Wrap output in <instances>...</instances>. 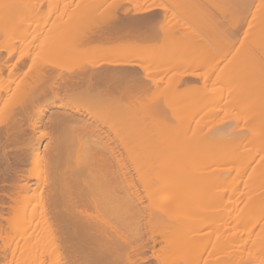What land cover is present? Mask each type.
Returning <instances> with one entry per match:
<instances>
[{
    "label": "bare ground",
    "instance_id": "bare-ground-1",
    "mask_svg": "<svg viewBox=\"0 0 264 264\" xmlns=\"http://www.w3.org/2000/svg\"><path fill=\"white\" fill-rule=\"evenodd\" d=\"M96 1L87 5L92 11L72 8L68 15L67 4L51 8L49 0L46 15L47 0H0L1 258L5 264H114L121 256L115 264L126 258L130 263H122L135 264L143 247L153 246L144 240L149 232L155 250L176 239L165 240L169 245L161 244L158 254L153 249L158 264H264V0H173L196 31L174 12L153 38L146 27H155L156 17L145 13L155 7L123 10V16L117 8L101 14L107 17L104 26L98 23L102 29L95 26L99 32H86L99 16ZM134 27L148 29L136 28L137 36L150 31V39L139 36L146 44L162 40L164 47L152 51L168 65L205 68L193 71L199 83L187 85L195 97L184 103L194 101L180 102L187 96L181 85L191 80L183 71L174 73L175 81L169 77L166 92L154 93L163 79L152 80L153 71L131 60L144 52L154 60L153 46L128 38ZM119 32L131 42L114 51L108 41L116 42ZM224 60L227 72L219 71L222 84L214 85ZM145 78L153 84L140 85V95L127 83L117 90L120 80L135 86ZM55 106L66 113L53 117L52 133L44 124ZM25 128L33 133L28 141L21 140ZM12 147L19 151L13 158ZM130 252L137 253L134 260Z\"/></svg>",
    "mask_w": 264,
    "mask_h": 264
},
{
    "label": "rangeland",
    "instance_id": "rangeland-1",
    "mask_svg": "<svg viewBox=\"0 0 264 264\" xmlns=\"http://www.w3.org/2000/svg\"><path fill=\"white\" fill-rule=\"evenodd\" d=\"M58 1L61 2L60 0H56V1L53 0V3H52V4H53L54 7L52 6L51 8H57L58 6H60V8H61L63 5L67 4L66 6H67V8H68V7H69V8H68V10H67V8H66V9H65V12H66V14H68V12H69L68 15H71L72 13H75L76 11H78V13H79L81 10L83 11V8H85V9L87 10V9H89L88 6L90 7V5L93 4V3H94V4H97V3H98L97 1L101 2V5L99 6L100 9L98 8V5H97L96 9H93V10H94L93 12H95V14H94V13H93V14H94V15L97 14V15H99V16L97 17V20H95V19H96V18H95V19H93V22L91 21V22L94 23V24L91 25V23H90V25H91L90 27L87 25L89 28H88V27L86 28V27L84 26L86 32H87L90 28H94V29H92V30H94V32H96V31L99 32V30H97V29H98V26H100V29H102L101 25L104 26V19H106V17H107V16H104V17H103L104 14H106V15L109 14V15H110V14L112 13V15H114V14H117V11H118L119 16H123V13H124L125 10H129V11H130L131 9H133V10H132V12H133L134 10H136L137 8H140V7H142V8H151V9H152L153 7H155V9L153 8L152 11H150V13H149V12H148V13H145L146 15H154V16L156 17V20H155V22H154L153 24H155V23L157 24V23H158L157 25L155 24V25H154L155 27H153V28H152V27L149 28L150 26H153V25H149V27H148V26L146 27V28H148L149 30L152 29L151 33H150V31H148V32L152 35V38H153V36H154V35L152 34V32H153L154 30H155V32H158V31L160 32V30L162 31V29H160V27H162L163 25L161 26L160 24L163 23L162 21L164 20L165 16H168V15H170L171 13L173 14V13L175 12V14H177L179 20H180L181 22L184 23V24L182 23L184 26H185V24H189V25H191V26H192V24H193L191 21H190V22H191L192 24L189 22V19L186 20V18H187L186 16H185V17H186V18H185L184 15H183V17H182L183 19L181 18L182 15L180 16L179 11H177L178 8L176 7V4H175V2H174L173 0H171V2H174L173 4H175V6L170 2V0H167V2H166V0H137V1H136V0H131L130 2H129V0H116V1H119V2H117V3H116V1H114V0H108V1H107V0H106V1H104V0H97V1H96L97 3H95V0H94V1H93V0H91V1H90V0H86V1L88 2V4H87V2L85 3V1H83V0H81V1H80V0H75V2H73L74 0H73V1H72V0H62V3H59ZM64 1H65V2H64ZM71 1H72V2H71ZM113 1H114V3H113ZM120 1H121L122 3L125 1L126 4H124V3L121 4ZM133 1H134V2H133ZM148 1H149V2H148ZM158 1H160V2H158ZM164 1H165V2H164ZM168 1H169V2H168ZM48 2H49V0H47V2H46L47 4H45V6L43 7L44 9L42 8L44 11L41 10V13H42V14H46V15H47V13H49V12L51 11V9L49 8V7H50L49 3L51 4L52 0H50L49 3H48ZM69 2H70V3H69ZM79 2H81V3H79ZM90 2H91V3H90ZM127 2H128V3H127ZM147 2H148V3H147ZM152 2H155V4H154V3L152 4ZM64 3H65V4H64ZM77 3H78V4H77ZM105 3H107V4H105ZM109 3H113V4L116 3V4H115V5H112V4H109ZM130 3H132V4H130ZM150 3L152 4V6L150 5ZM158 3H160V5H161L162 7H161ZM52 4H51V5H52ZM60 4H61V5H60ZM69 4H71V5H69ZM79 4H80V5H79ZM84 4L86 5L87 8L84 6ZM99 4H100V3H99ZM118 4H120V5H119V6H116V5H118ZM127 4H128V5H127ZM134 4H135V5H134ZM142 4H143V5H142ZM144 4H145V5H144ZM157 4L159 5V8H158V5H157ZM46 5H48V6H46ZM56 5H57V6H56ZM73 5H74V6H73ZM87 5H88V6H87ZM105 5H108V6H105ZM140 5H141V6H140ZM156 5H157V7H156ZM102 6H105V7H102ZM109 6H111V8H110ZM114 6H115V8H113ZM121 6L123 7V9H122ZM130 6H131V7H130ZM135 6H136V7H135ZM147 6H149V7H147ZM172 6H174V7H172ZM177 6H178V5H177ZM108 7H109V8H108ZM124 7H125V8H124ZM163 7H164V9L166 8V9H165L166 11L163 9ZM167 7H169V8H168L169 10H167ZM175 7H176V8H175ZM46 8H47V9L49 8L50 11H49V12H47L48 10L45 11ZM72 8H73L74 10H76V11H73ZM103 8H104V10H103ZM105 8H106V9L108 8V9L106 10ZM117 8H118V9H117ZM119 8H121V9H120V10H121V13L119 12ZM161 8H162V10H161ZM173 8H175L176 10H173ZM85 9H84V11H85ZM116 9H117V11H116ZM170 9H171V11H170ZM179 9H180V8H179ZM79 10H80V11H79ZM89 10H90V9H89ZM97 10H98V11H97ZM99 10H100V11H99ZM109 10H110V13L108 12ZM123 10H124V11H123ZM154 10H155V11H154ZM90 11H92V9H91ZM102 11H103V12H102ZM106 11H107V13H105ZM164 11H165V12H164ZM168 11H169V13H168ZM176 11H177L178 13H176ZM180 11H181V10H180ZM46 12H47V13H46ZM70 12H72V13H70ZM122 12H123V13H122ZM152 12H153V13H152ZM166 12H167V13H166ZM98 13H99V14H98ZM158 13H159V14H158ZM101 14H103V15H101ZM162 14H163L164 16H163ZM166 14H168V15H166ZM172 14H171V16H172ZM178 14H179V15H178ZM181 14H183V13L181 12ZM143 15H144V14H143ZM161 15H162V16H161ZM42 16H43V15H42ZM137 16H140V15H137ZM141 16H142V15H141ZM179 16H180V17H179ZM158 17H159V18H158ZM178 18H177V19H178ZM184 18H185V19H184ZM98 19H99V20H98ZM157 19H158V21H157ZM159 19H160V21H159ZM181 19H182V20H181ZM95 21H96V22H95ZM180 21H179V22H180ZM99 22L101 23V25H99V24H100ZM161 22H162V23H161ZM173 22H175V21H173ZM98 23H99V24H98ZM193 25H194V24H193ZM95 26L97 27V29H96ZM156 26H157V27H156ZM158 26H159V29H158ZM180 26H182V25H180ZM186 26H187V25H186ZM191 26H190L189 28H191V29L193 28L192 30H194L195 25H194V27H193V26L191 27ZM247 26H248V25H247ZM187 27H188V26H187ZM136 28H137V29L140 28L139 30H141V31L144 29V30H143L144 32H146L145 30H148V29H146V28H142V29H141V27H139V28L136 27ZM136 28L134 27L133 30H132V31H133V32H132L133 36H132V35H129V36H131V37L128 36V38H130L131 41H132V39L134 40V39L137 38L138 41H141V42H139L140 46L142 45L141 47H144V46H145V47H150V49H151V46H153L152 44H153L154 42H156V41L152 39V40H153V43H152V41H151V42H148L147 40H149V39L151 38V36H150V38H149V34H148V32H147V33H144V32L139 31L140 34L142 35V33H143V35H144L145 37H146L145 34H148V37H147V38H149V39L145 40V41H147V44H146V42H144V41H143V42H144V43H143L142 40H139V38L141 37V35H139L140 37L137 36V33H138V32H137V33L135 32V34H134V31L137 30ZM154 28H155V29H154ZM182 28H183V27H182ZM184 28H186V27H184ZM189 28H186V29H189ZM86 29H87V30H86ZM135 29H136V30H135ZM157 29H158V31H156ZM191 29H190V30H191ZM195 29H196V28H195ZM95 30H96V31H95ZM130 30H131V29H130ZM192 30H191V31H192ZM246 30H247V27L244 29V31H246ZM85 31H84V32H85ZM181 31H183V30L181 29ZM194 31H196V30H194ZM98 32H97V33H98ZM124 32H125V31H124ZM155 32H154V33H155ZM112 33H114V32H112ZM112 33H111V34H112ZM121 33H122L123 36L121 35ZM121 33L119 32L120 35H117V33H116V35H115V34H112V35H111V36L115 35V38H117V37L119 36V37L116 39V42H115V40H112L113 38H110V39L112 40V42H109V41H108V44H113L112 46H115L116 50H114V51H117V50H118L117 48H118L119 46L117 47V45H121V44H123L122 42H123L124 40H126V42H127V41L131 42L130 40H127L128 38H125V39H124V37H125L126 34L124 35L123 32H121ZM138 34H139V33H138ZM155 34H156V33H155ZM160 34H161V33H160ZM160 34H159V35H160ZM143 35H142V36H143ZM162 35H163V34H162ZM162 35H161V36H162ZM134 36H137V37L135 38ZM156 36H157V37H160V36H158L157 34H156ZM113 37H114V36H113ZM121 37H122V38H121ZM70 38H71V37H70ZM70 38H69V39H70ZM119 38H120L121 40H119ZM143 38H144V37H141L140 39H143ZM155 38H156V37H154V39H155ZM122 39H123V40H122ZM158 39H159V38H158ZM158 39H157V43H156L157 45L155 44V46H153L152 49H151L150 51H152L155 47L157 48V46H159V47L161 46V45H159V44L161 43L162 40L158 41ZM160 39H161V37H160ZM162 39H163V37H162ZM111 40H110V41H111ZM118 40H119V41H118ZM73 41H75V38H74V40H73V38H72V42H73ZM134 41H136V40H134ZM134 41H132V42H134ZM75 42H77V41H75ZM75 42H74V43H75ZM79 42H80V41H78V43H79ZM113 42H114V43H113ZM124 42H125V41H124ZM129 42H127V43H129ZM135 43H136V42H135ZM141 43H143V44H141ZM158 43H159V44H158ZM132 44H133V43H132ZM132 44H131V45H132ZM161 44H162V43H161ZM126 45H128V44H126ZM134 45H135V44H134ZM147 45H148V46H147ZM107 46H108V45H107ZM112 46L109 45V48L112 47ZM122 46H123V45H121V47H122ZM124 46H125V44H124ZM138 46H139V45H138ZM138 46H137V43H136V45L133 46V47H138ZM121 47H119V49H120ZM145 47H144V48H145ZM159 47H158V48H159ZM161 47H164L163 44H162ZM161 47H160V48H161ZM156 48H155V49H156ZM160 48H159V49H160ZM113 49H114V48H113ZM159 49H156V50H159ZM110 50H111V48H110ZM111 51H112V50H111ZM144 51H145V50H143V52H144ZM153 51H155V50H153ZM153 51H152V52H153ZM155 52H156V51H155ZM155 52L152 53V56L154 57V58L152 57V59H154V60L157 59V58L159 57V56L155 57V56H156V55H155V54H156ZM132 54L134 55V54H136V52H132ZM132 54H131V55H132ZM142 54H143V55L138 54L137 56H138V57L140 56L139 58H141V59H143V60H145V58L148 59V57H145V56H148V54H147L146 52H144V53H142ZM150 54H151V52L149 53V57H150L149 60L151 59ZM134 56H135V55H134ZM134 56H133L134 59L131 58V60H135V61H133L134 63H136V62H137V63H141V65L143 66V68L146 67V68L149 69V70H148V69H147V70L144 69V72H145V71H149V72H150V71H153V72H156V71H157L156 74H155V73L153 74V72H152V74H150V75L152 76L151 78H152V80H153V77H154V81H156V79H157V80L159 79L160 82L162 81V80H160V79L162 78V79H163V81H162L163 84H162V83H159V84L157 83L158 85H157V84H153V83H152L153 81H151V80H147L146 78H145V80H147V81L143 80L142 82H140L141 84H140L139 82L136 83V84L139 85V86H137L136 84H135V86H133V85H132L133 83L131 82V79H130V80L128 79V81H127V80L125 81V79L120 80L119 82H122V83H119V82H118V83L121 84V86H120L119 84H117V81H118L119 79H118L117 81H115L116 83H114V82L111 81V82L113 83V84L111 83L112 85H114V84L119 85V86L117 87V90H118V89H119V90L122 89V90L124 91V89L128 88V86H129V88L131 87L130 89H134V87H135L136 89H140V88H141L140 85H142L143 83H144V84H147V83H150V82H151V83L149 84L150 86L147 84L148 87H151V84H153V85H154V86H153V87H154V93H155V94H158V93H159L160 91H162V90L165 91V90L167 89V87L169 86V84H170V83L168 84V81H170V80H169V79H170L169 77H171V79H173V76L175 75L174 73L177 72L176 74H180L179 72H182V71H183V72H184L186 75H188V76L186 77V76H185L184 74H182V73H181V76H185L186 78H184V79H185L186 81H188L187 78H188V79H189V78L191 79V80H189L188 82H185V80L182 78L183 81H181V82H182V83L185 82L186 84H184V86L181 85L182 83L180 84L181 87H182V89H183V91H184V94H187V96H183V94L181 93L182 96H183V100H181L182 96L179 95V94H180L179 92H180V89H181V88L179 87V88H180V89H179V92H177V90H175L176 88H175L174 90H175V93H179L178 95H179L180 97H178L177 99H179V101L181 100L180 102L183 101V103H184V101L187 100V98L185 99L184 97H188L189 94H191L192 97H193V94H192V93H194V92L192 91V90H194V88H192V90H191V89H190L191 87L188 88L187 85H190V82H191V85H193L192 83L195 84V83H196V80H197V83H199V80H198L199 78H198L197 76H196V77H193V76L196 75V73H197V74H198L199 72L201 73V71H203V70L205 69V68L198 67V69L196 70V68H197V67H196V68H194V70H193V67H192V66H189V67H188V66H185V64H183V66H181V67H180V66H178V67H174L175 64L172 66V64H169V65H168L169 62H166L167 64L165 63V61H167L168 59H167V60L164 59V62H163L162 60H160V57H159V59H157V60H159L160 62L162 61V63H164V65L161 63L160 65H162V66H160L158 63H155L154 60H153L152 62H150V61H148V60H145L146 63H144L142 60H141L142 62H141L140 60H138V59H139L138 57H134ZM142 56L145 57V58H143ZM77 57H78V56H77ZM79 57H80V56H79ZM79 57H78V59H79ZM85 57H86V56L83 57L84 59L80 57V59H81V60L83 59V61H84L85 59H87V58H85ZM128 57H129V56H128ZM90 58H91V56H90L88 59H90ZM92 58H93V56H92ZM92 58H91V60H92ZM135 58H136V59H135ZM88 59H87V61H88ZM91 60H90V61H91ZM93 60H94V59H93ZM157 60H155V61H157ZM85 61H86V60H85ZM227 61H228V60H224V61H222V62L219 64V66H221L222 69H221L220 67H218V68L216 69V71H215L216 74L214 73V75H217V77L213 76V79L216 80V81L214 80V82H213L214 85H216L215 82H217L218 85H221V84H222L221 82L223 81V79H222V81L220 80L221 78L218 79V75L221 74V72H222L223 70H224L225 72H227V71L225 70V69H227V68H225V67H228V66L225 64V63H227ZM149 62H150V63H149ZM153 62L156 64V66L154 65ZM223 62H224V63H223ZM147 63H148V65L146 66ZM151 64H153L155 68H154V67H151ZM224 64H225L226 66H225ZM157 65H159V67H158ZM163 66H164V67H163ZM176 66H177V65H176ZM149 67H150V68H149ZM167 67H168V68H167ZM173 67H174V68H173ZM186 67H187V68H190V69H187ZM180 68H182V69H180ZM199 68H200V69H199ZM223 68H225V69H223ZM129 69H130V68H129ZM138 69H140V68H138ZM138 69L136 68V70H138ZM158 69H159V70H158ZM162 69H163V70L165 69L164 72H162V71H163ZM167 69H169V70H167ZM219 69H221V70H219ZM161 70H162V71H161ZM166 70H167V71H166ZM176 70H177V71H176ZM184 70H185V71H184ZM186 70H187V72H186ZM217 70H218V71H217ZM138 71H139V74H141L140 72H141L142 70L140 69V70H138ZM138 71H137L136 73H138ZM165 71H166V72H165ZM193 71L195 72V74H194ZM219 71H221V72L219 73ZM142 72H143V71H142ZM158 72H159V74H158ZM167 72H168V73H167ZM188 72H189V73H188ZM190 72H191L192 75L190 74ZM203 72H204V71H203ZM145 73H146V72H145ZM187 73H188V74H187ZM139 74H138V75H139ZM142 74H143V76H138V77H140V79H141V77H142V79H144L143 77H145V76H144V73H142ZM142 74H141V75H142ZM172 74H173V75H172ZM193 74H194V75H193ZM201 74H202V73H201ZM203 74H204V73H203ZM226 74H227V73H226ZM145 75H146V74H145ZM150 75H149V76H150ZM156 75H157V76H156ZM168 75H169V76H168ZM190 75H191V76H190ZM179 76H180V75H179ZM181 76H180V77H181ZM198 76H199V75H198ZM221 76H222V75H221ZM119 77H121V79H122L124 76H123V75H122V76L119 75ZM163 77H164V78H163ZM176 77H178V76L176 75ZM176 77L174 76V78H175L174 81L177 79ZM180 77H179V78H180ZM192 77H193V78H192ZM223 77H225V76H223ZM196 78H197V79H196ZM167 80H168V81H167ZM178 80H180V79H178ZM129 81H130V84H129ZM149 81H150V82H149ZM159 81H158V82H159ZM166 81H167V82H166ZM194 81H195V82H194ZM218 81H219V82L221 81L220 84H219ZM109 82H110V81H109ZM109 82H108V86H109ZM135 82H137V81L134 80V83H135ZM145 82H147V83H145ZM156 82H157V81H156ZM164 82H165V84H164ZM171 82H172V80H171ZM176 82H177V81H176ZM126 83H127L128 85H127ZM174 83H175V82H174ZM179 83H180V82H179ZM187 83H189V84H187ZM144 84H143V86H144ZM171 84H172V83H171ZM117 85H115V86H117ZM126 85H127V87L125 88L124 86H126ZM130 85H131V86H130ZM196 85H197V84H196ZM110 86H111V85H110ZM145 86H146V85H145ZM145 86H144V87H145ZM171 86L173 87V85H171ZM111 87H112V86H111ZM121 87H122V88H121ZM123 87H124V88H123ZM132 87H133V88H132ZM139 87H140V88H139ZM155 87H156V88H155ZM159 87H160L162 90H159V89H160ZM193 87H194V86H193ZM145 88L147 89V87H145ZM143 89H144V88H143ZM146 89H145V90H146ZM156 89H157L158 91H157ZM169 89L171 90V87H170ZM182 89H181V90H182ZM189 89H190V90H189ZM141 90H142V89H140L139 95H140V93L142 94ZM145 90H143V91H145ZM148 90H149V89H148ZM148 90H147V91H148ZM151 90H152V89H151ZM151 90H150V91H151ZM155 90H156L158 93H156ZM167 90H168V89H167ZM134 91H135V90H134ZM138 91H139V90H138ZM138 91L136 90L137 93H138ZM172 91H173V90H172ZM172 91H170V92H172ZM187 91H189V92L192 91V93H191V92L189 93V92H187ZM119 92H120V91H119ZM121 92H122V91H121ZM165 92H166V91H165ZM154 93H153V91H152V94H154ZM167 93H168V91H167ZM173 93H174V92H173ZM149 94H151V93H149ZM144 95H145V94H144ZM144 95H143V96H144ZM176 95H177V94H176ZM143 96H142V97H143ZM145 96H146V95H145ZM175 97H177V96H175ZM175 97H174V99H175ZM189 97H191V96L189 95ZM194 97H195V96H194ZM194 97L191 98V99H194ZM188 99H190V98H188ZM175 100H176V99H175ZM175 100H174V101H175ZM188 101H189V102L186 101L184 104H183V103H182V104H183L184 106H186L188 103H190V101H194V100H188ZM175 102H176V101H175ZM177 109H178V108H177ZM51 112H53V113H51ZM60 112H61V114H60ZM65 113H66V111H63V110H61V109H58V108H56V106H55V107H50V108H48V112L46 113L45 124H44L45 126H46V124H47L46 127L49 128V130H48V128H47V130L53 133V131H54V129H53V127H52V123H53V122H51V120H52L53 117H55L56 115H59V116H60V115H62V114L64 115ZM68 113H69V112H68ZM63 115H62V116H63ZM50 116H51V117H50ZM50 118H51V119H50ZM47 119H48V120H47ZM46 121H47V122H46ZM50 122H51V127H49V126H50ZM48 124H49V125H48ZM46 127H45V129H46ZM26 129H27L28 131H25V132H27L29 135L26 133L28 136H27L26 134L24 135V137L22 136L23 139H21V140H23V141H24L25 139H27V140H25V141H28V139H30L31 135H32V137H33V133H30L31 131L29 130V128H25V130H26ZM52 130H53V131H52ZM118 130H119V131H118ZM29 131H30V132H29ZM55 131H56V130H55ZM55 131H54V132H55ZM117 131H118V132L121 131L120 133H122V129L120 130V129L118 128ZM123 131H124V130H123ZM112 133H113V132H110L111 136L114 137L115 134L113 135ZM124 133H125V131L122 133V135H124ZM30 134H31V135H30ZM119 135H120V134H119ZM29 136H30V137H29ZM120 136H121V135H120ZM27 137H28V138H27ZM23 141H21L20 143H24ZM48 142H49V139H46V140L43 141V144H42V155H44V153H45L44 148H45V145H46ZM20 143L18 144L19 146L17 145L18 150H20V148L22 147V146H21L22 144L20 145ZM20 146H21V147H20ZM13 148H14V149H13ZM10 149H11V148H9V150H10ZM9 150H8V151H9ZM11 150L14 151V152H9V157L13 158V157L16 155L15 152H17V151H15V150H16L15 147H12ZM136 151H137V150H136ZM136 151H134V153H135ZM18 152H19V151H18ZM18 152H17V153H18ZM10 153H11V154H10ZM18 154H19V153H18ZM137 154H138V153H136V155H137ZM12 156H13V157H12ZM11 158H10V160H11ZM31 164H32V160H30L29 163H28V165L26 166L27 171L33 169V166L31 167ZM29 165H30V166H29ZM32 165H33V164H32ZM4 166H5V165H4ZM4 166H1V167H0V171H3V167H4ZM1 168H2V169H1ZM26 168H25V169H26ZM30 168H31V169H30ZM4 169H6V167H4ZM151 178H152V177H151ZM149 180H151V179L149 178ZM1 182H2V181H1ZM1 182H0V183H1ZM0 185H2V184H0ZM1 188H3V187H1ZM44 190H45V191H44ZM48 191H49L48 187H45L44 189H42V191H40L39 194H40V195L43 194V196H45V195L47 194ZM38 192H39V190H38ZM43 192H44V193H43ZM39 194H38V195H39ZM6 225H7V223H5V227H7ZM159 229H160V231H161V228H159ZM158 231H159V230H157V232H158ZM148 234L150 235V233L147 232V234H146L145 237H144V240H145V238H146L145 242H146L147 246H149L150 244H151V245L153 244V246H151L152 248H151L150 246H149L150 248H149V247H147V248H144V247H143V249H147V250H146V251L143 250V252H144L145 255L143 254V252H141V257H139V256L137 257V255H136L137 253H135V252H134V253H131V252H130L131 254H133V256H132L130 253H129V255H128L131 259L133 258V260H134V255H136V258H137L136 260H139V258H140V261H141L142 263H141L140 261H136V263H138V264H158L157 262H159V260H156L157 257H156V254H154V253H157V254H158V252H160V251H157V250H158L160 247H162L164 244H166L167 242L170 243L171 240H173L172 242L174 243V242L176 241L175 237H174V239L170 237L171 240L168 238L169 241H168V239L166 238L165 240H166L167 242H165V240L161 239V241L163 240L162 243H160V246H158L159 244H156V246H158V248H157V250H155L156 248H155V245H154L153 241H149V242L147 243V239L150 240V238H151V237L149 238ZM157 235H158V236H162L161 233H157ZM147 236H148V237H147ZM168 237H169V236H168ZM162 238H165V237H162ZM177 241H178V240H177ZM142 242H143V241H142ZM145 242H144V243H145ZM164 242H165V243H164ZM172 242H171L170 244H173ZM163 243H164V244H163ZM140 244H141V243H140ZM146 244H145V245H146ZM161 244H162V246H161ZM0 245H1V244H0ZM145 245H144V246H145ZM166 245H169V244H166ZM69 247H70V246H69ZM163 247H165V246H163ZM166 247H167V246H166ZM71 249H73V248H70V249L67 250V251L72 252ZM78 249H79V248H78ZM78 249L75 248V250H77L76 252L79 253L80 251H79ZM153 249H154L156 252L153 253ZM161 249H162V248H160L159 250H161ZM130 250H131V249H130ZM69 252H68V253H69ZM74 252H75V251H74ZM74 252H73V253H74ZM127 254H128V252H127ZM139 254H140V253H139ZM0 255H1V256L3 255L2 252H0ZM153 255H155V256H153ZM1 256H0V260H1V261H0V264H1V262L4 261V259H3L4 256H3L2 258H1ZM123 256H124V254H123ZM123 256H122V259H123ZM131 256H132V257H131ZM142 256L145 258V260H144V258H143ZM145 256H146V257H145ZM107 257H108V256H107ZM107 257H106V258H107ZM110 257H111V256H110ZM113 257H115V256H113ZM120 257H121V256H119V258H120ZM152 257H153V258H152ZM154 257H155V258H154ZM111 258H112V257H111ZM119 258L116 260V262H117L118 260H120ZM102 259H105V257L102 258ZM114 259H116V257H115ZM114 259H113V260H114ZM108 260H109V258H108ZM124 260H125V259H124ZM124 260H121V263H120V264H124V263H122ZM143 260H144V261H143ZM111 261H112V259H110V262H111ZM125 261L127 262V258H126ZM93 262H94V261H93ZM95 262H96V261H95ZM104 262H105V261H104ZM104 262H102V263H104ZM113 262H114V261H112V263H113ZM116 262H115V263H116ZM126 262H125V264H126ZM134 262H135V261H134ZM112 263H111V264H112ZM115 263H114V264H115ZM117 263H118V262H117ZM127 263H130V262H127ZM132 263H133V262H132ZM136 263H135V264H136ZM2 264H5V261H4V263H2ZM104 264H106V263H104Z\"/></svg>",
    "mask_w": 264,
    "mask_h": 264
}]
</instances>
